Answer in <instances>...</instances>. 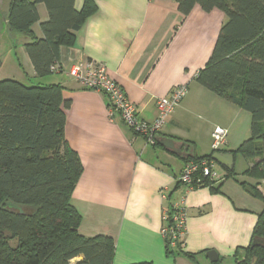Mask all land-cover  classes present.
<instances>
[{
	"label": "crops",
	"instance_id": "obj_1",
	"mask_svg": "<svg viewBox=\"0 0 264 264\" xmlns=\"http://www.w3.org/2000/svg\"><path fill=\"white\" fill-rule=\"evenodd\" d=\"M94 1L97 10L83 21L74 45L59 47L60 71L36 77L30 60L18 62L24 76L40 79L38 84L61 85L62 96L69 101L64 138L82 165L71 194L81 215L78 232L111 237L112 264H236L235 253L250 244L264 212V179L245 173L252 160L231 153L250 136V113L196 80L212 52L224 13L217 8L204 11L195 4L183 15L175 0ZM82 2L74 0L75 8L80 9ZM36 8L40 29L47 12L42 3ZM34 25V35L41 37ZM87 60L104 64L135 104L138 117L148 122L157 115V99L173 86L186 84V95L157 133L185 145L181 154L147 144L118 115L109 116L104 94L84 88L68 75L71 65ZM215 125L227 129L219 152L233 155V174L227 175L230 168L214 160L220 178L211 186L188 189L178 181L180 171L186 158L210 153ZM245 185L254 186L262 197L249 193ZM181 200L186 213L182 251L167 254L160 235L163 211L171 201ZM208 250L216 252L215 262L205 255Z\"/></svg>",
	"mask_w": 264,
	"mask_h": 264
},
{
	"label": "trees",
	"instance_id": "obj_2",
	"mask_svg": "<svg viewBox=\"0 0 264 264\" xmlns=\"http://www.w3.org/2000/svg\"><path fill=\"white\" fill-rule=\"evenodd\" d=\"M175 1L183 15L195 4L204 11L217 8L225 15L196 80L250 113V136L231 153L252 160L253 166L245 173L264 179V0ZM6 3L4 19L10 30L29 39L24 50L36 77L55 72L51 66L57 63L59 47L73 46L83 21L97 10L94 0H83L80 9L75 8L74 0ZM39 3L44 5L47 19L39 25L42 36L36 37L31 26L39 21ZM68 105L59 84L27 85L14 78L0 79V264H112L111 237L78 232L81 215L71 194L82 165L64 138ZM212 153L194 154L186 161L210 158ZM231 168L227 169L229 176ZM211 185V180H203L202 186ZM252 189L255 196L262 197L254 186ZM263 213L252 238H264ZM165 250L167 254L182 251L170 250L166 244ZM239 250L243 259H238ZM239 250L236 264H264V246L249 244Z\"/></svg>",
	"mask_w": 264,
	"mask_h": 264
},
{
	"label": "built area",
	"instance_id": "obj_3",
	"mask_svg": "<svg viewBox=\"0 0 264 264\" xmlns=\"http://www.w3.org/2000/svg\"><path fill=\"white\" fill-rule=\"evenodd\" d=\"M53 71H60L57 65H52ZM68 75L77 80L84 88L100 92L107 97L109 116L118 115L123 124L133 133L141 135L147 144L154 145L159 130L164 125L168 115L187 93L186 84L173 86L167 95L156 101L157 115L151 122L140 119L136 107L127 97L123 87L108 73L104 64L87 60L71 65ZM227 129L215 125L210 133L211 151H220L226 142ZM215 161L210 158L186 161L178 176V181L188 189L203 185V180H217L220 175L214 168ZM163 199H167L164 192ZM160 235L170 250L182 249L185 231L186 213L183 201H171L169 209L163 211Z\"/></svg>",
	"mask_w": 264,
	"mask_h": 264
},
{
	"label": "rangeland",
	"instance_id": "obj_4",
	"mask_svg": "<svg viewBox=\"0 0 264 264\" xmlns=\"http://www.w3.org/2000/svg\"><path fill=\"white\" fill-rule=\"evenodd\" d=\"M6 6L7 3L5 0L3 6L4 11H6ZM37 26L38 23H35L34 28L40 34V29ZM28 40L20 32L10 30L3 18H0V79L13 77L27 85L38 83L40 79L24 76L22 68L18 65V62H29L23 46V43Z\"/></svg>",
	"mask_w": 264,
	"mask_h": 264
},
{
	"label": "water",
	"instance_id": "obj_5",
	"mask_svg": "<svg viewBox=\"0 0 264 264\" xmlns=\"http://www.w3.org/2000/svg\"><path fill=\"white\" fill-rule=\"evenodd\" d=\"M5 0H0V18H4L3 15V3ZM156 141L158 144L163 146L166 150L170 151L173 154H181L185 145L181 143H176L172 138L165 136H156ZM211 158L223 165L226 168H231L233 163V155L230 152H213L211 154ZM245 190L249 193L253 194V189L249 185H245ZM262 219L264 220V213L262 215ZM254 246H264V238H252L250 242V247ZM208 259L212 262L217 260V254L214 250H208L205 254ZM242 251H238V259H243Z\"/></svg>",
	"mask_w": 264,
	"mask_h": 264
}]
</instances>
